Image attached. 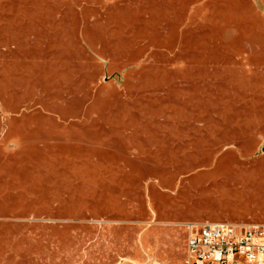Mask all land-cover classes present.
Listing matches in <instances>:
<instances>
[{
	"label": "rangeland",
	"instance_id": "1",
	"mask_svg": "<svg viewBox=\"0 0 264 264\" xmlns=\"http://www.w3.org/2000/svg\"><path fill=\"white\" fill-rule=\"evenodd\" d=\"M203 221L264 223V0H0V264H185Z\"/></svg>",
	"mask_w": 264,
	"mask_h": 264
},
{
	"label": "built area",
	"instance_id": "2",
	"mask_svg": "<svg viewBox=\"0 0 264 264\" xmlns=\"http://www.w3.org/2000/svg\"><path fill=\"white\" fill-rule=\"evenodd\" d=\"M185 264H264V223H190Z\"/></svg>",
	"mask_w": 264,
	"mask_h": 264
}]
</instances>
